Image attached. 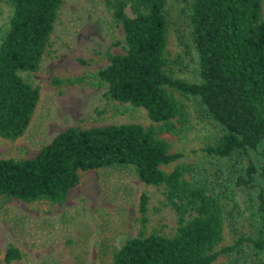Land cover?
<instances>
[{"label": "trees", "instance_id": "obj_1", "mask_svg": "<svg viewBox=\"0 0 264 264\" xmlns=\"http://www.w3.org/2000/svg\"><path fill=\"white\" fill-rule=\"evenodd\" d=\"M175 1L185 33L179 31L178 40L196 59L198 81L168 71V0H105L112 22L124 33V53L107 54L108 65L94 77L106 87V99L144 109L158 126L69 128L32 159H0V200L63 205L81 173L130 168L143 184L163 189L177 227L172 237L153 233L128 240L110 264H218L220 258L223 264H264V191L251 199L248 230L235 232L232 244L220 248L226 220L235 222L239 214L233 188L253 189L264 173L251 155L264 159V0ZM7 3L12 13L0 38V137L16 140L40 98L20 74L38 71L63 0ZM178 98L191 101L216 130L204 154L215 166L230 164L232 171L162 170L180 158L160 138L185 122ZM147 206L143 195L142 227ZM20 259L17 249H7L6 264Z\"/></svg>", "mask_w": 264, "mask_h": 264}, {"label": "rangeland", "instance_id": "obj_2", "mask_svg": "<svg viewBox=\"0 0 264 264\" xmlns=\"http://www.w3.org/2000/svg\"><path fill=\"white\" fill-rule=\"evenodd\" d=\"M169 1L168 71L176 78L197 82L196 59L185 54L179 43L183 19L175 0ZM12 9L0 0V38ZM187 43V37L183 36ZM124 33L111 19L105 0H63L49 46L36 72L21 73L40 98L30 125L16 140L0 137V159L34 158L58 134L69 128H104L136 124L157 127L146 111L106 99V87L94 77L108 65L107 54L124 53ZM185 122L174 133H162L171 153L180 158L162 167L170 173L177 166H191L221 174L232 171L230 164L215 166L203 148L216 134L210 122L199 117L191 101L178 98ZM264 169V159L251 154ZM264 191V173L253 189L233 188L237 203L235 222L226 220L220 248L232 244L238 231L251 222V199ZM148 197L147 224L142 227L141 197ZM237 213V212H236ZM177 227L174 211L166 206L163 189L143 184L132 169L107 168L80 174L63 205L48 202L26 204L16 199L0 200V252L2 264L8 248L21 254L10 264H110L113 256L131 239L153 233L172 237ZM236 232V233H235ZM220 258L218 264H223ZM252 264V263H251Z\"/></svg>", "mask_w": 264, "mask_h": 264}]
</instances>
